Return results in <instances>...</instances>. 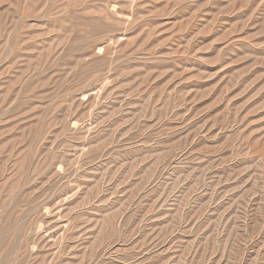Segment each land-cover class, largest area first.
Wrapping results in <instances>:
<instances>
[{"label": "rangeland", "instance_id": "374dc122", "mask_svg": "<svg viewBox=\"0 0 264 264\" xmlns=\"http://www.w3.org/2000/svg\"><path fill=\"white\" fill-rule=\"evenodd\" d=\"M0 264H264V0H0Z\"/></svg>", "mask_w": 264, "mask_h": 264}]
</instances>
